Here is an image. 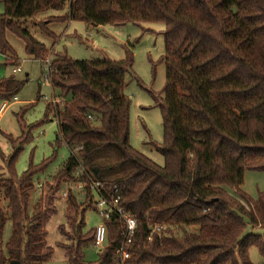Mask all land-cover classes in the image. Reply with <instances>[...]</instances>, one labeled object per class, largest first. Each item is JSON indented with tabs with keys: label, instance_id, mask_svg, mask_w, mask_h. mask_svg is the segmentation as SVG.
<instances>
[{
	"label": "trees",
	"instance_id": "trees-1",
	"mask_svg": "<svg viewBox=\"0 0 264 264\" xmlns=\"http://www.w3.org/2000/svg\"><path fill=\"white\" fill-rule=\"evenodd\" d=\"M0 3V53L11 64L18 52L10 37L23 44L29 59L44 62L52 48L34 32L54 47L60 34L53 27L66 29L78 21L95 27L162 24L166 66L160 104L164 141L152 143L165 161L159 166L130 143L132 101L125 90L128 76L133 77L131 47L123 61L55 56L52 85L64 101L63 139L58 134L57 144L78 152L60 171L53 195L31 209L34 179L55 157L31 164L19 178L16 163L32 135L24 125L19 138L7 136L13 154L4 158L9 178L0 179V264H44L52 259L46 223L57 214L53 202L61 185L86 180L78 177L80 165L107 195L117 190L121 205L137 219L128 264H252L251 245L264 258V235L246 233L248 226L264 230V193L253 201L241 194L248 207L229 194V189L239 192L247 171H264V0ZM22 86L14 79L0 82V101H12ZM51 110L48 106L45 121ZM86 194L88 205L68 199L75 216L69 217L72 235H64L72 243L62 247L67 264H85L84 250L94 243L96 229L83 233L86 212L97 211L92 193ZM8 221L12 233L4 243ZM153 225L165 230L149 242ZM106 227L107 248L95 264H114L121 241L123 227L117 218Z\"/></svg>",
	"mask_w": 264,
	"mask_h": 264
},
{
	"label": "rangeland",
	"instance_id": "rangeland-1",
	"mask_svg": "<svg viewBox=\"0 0 264 264\" xmlns=\"http://www.w3.org/2000/svg\"><path fill=\"white\" fill-rule=\"evenodd\" d=\"M3 12L4 5L0 3V15ZM64 28V26L53 27L57 34L63 32L54 47L40 33L34 32L37 34L36 38L49 49L54 48L53 55L50 51L46 59L49 56L54 59L57 54L65 53L71 59L79 61H123L126 59V48L131 47L135 61L133 77L128 76V86L125 90V95L132 101L130 143L134 149L156 164L164 166L163 156L156 152L152 146V143L161 145L164 141L160 109L166 84V66L162 60L165 55L164 26L162 24H126L95 27L85 22L72 21L66 29ZM10 39L16 46L19 61H16V65L11 64L7 57L0 53V82L14 79L23 86L15 96L18 103L11 106L0 120V179L9 178L5 159L13 154L12 144L7 136L19 138L24 125L29 128L27 134L31 133L32 139L24 146L18 158L15 167L17 176L22 177L31 164L39 166L44 161L55 157L47 171L38 174L34 179L36 190L32 195L30 205L32 209L38 201L44 200L47 195H53L51 189L56 188V178L70 159L71 153L65 144H57L58 125L53 119L54 106L50 101L53 98L62 100L60 91L45 79V64L42 61L29 59L25 54L23 44L14 37H10ZM18 67L21 68V72L14 73L13 70ZM3 103L0 101V108ZM63 104L64 101L59 106L60 110H62ZM48 106L52 110L49 120L45 121ZM33 125L37 126L31 130L30 127ZM71 183H63L60 191L56 196L54 195L57 200L53 202V207L57 214L51 216L46 223L48 231L46 242L48 247L54 249V255L44 264H67L62 247L72 245L64 235L65 233L72 235L69 217L75 216V209L69 208L67 204L69 197H74L78 205L84 203L88 205L86 193L69 191ZM40 185L42 188H39ZM261 193H264V171H247L244 185L239 192L229 189V194L247 207L248 203L242 199L241 194L253 201L257 200ZM0 197L2 198L1 194ZM93 198L97 200L94 194ZM2 205L6 209L4 202ZM85 223L86 227L83 233L88 235L90 230L96 229L101 223L98 212L92 209L88 210L85 214ZM192 231L194 230L192 229ZM11 233L12 224L8 221L4 229V243L10 240ZM246 233L264 235V230L248 226ZM84 253L85 264H95L99 261L100 251L92 244L84 250ZM248 258L252 264H264V258L255 245L249 247Z\"/></svg>",
	"mask_w": 264,
	"mask_h": 264
},
{
	"label": "built area",
	"instance_id": "built-area-1",
	"mask_svg": "<svg viewBox=\"0 0 264 264\" xmlns=\"http://www.w3.org/2000/svg\"><path fill=\"white\" fill-rule=\"evenodd\" d=\"M54 48L51 50V54ZM53 55V54H52ZM46 66V76L45 79L52 85V64L53 58L49 56L44 62ZM14 73L21 72V68H15L13 70ZM53 104V119L56 121L58 125V134L61 139H63L62 134L60 132V113L61 110L59 106L62 105L63 101L60 99L53 98L50 101ZM7 103H4L0 108V119L3 113L8 109ZM69 149V148H68ZM71 156L76 157V153L78 150L69 149ZM84 176L85 181H77L72 182L69 187V191L72 192H82L86 193L89 190L92 195H96L97 200H94V205L97 208V212L100 216L101 223L96 227L95 239L93 246L98 249L100 252L104 251L107 248V227L106 223L111 221L112 218H117L123 227V231L121 233V241L120 244L116 247L115 250V258L114 264H128V261L131 259V253L129 251L133 239L135 238L137 232V219L128 213L125 208L121 205V198L118 195L117 190L110 196L107 195L103 189V185L100 182L95 181L87 171L80 165L78 177ZM39 188H42L40 185ZM76 196V195H74ZM165 227L163 225H153L150 226V235L149 242L153 240L155 235L162 236Z\"/></svg>",
	"mask_w": 264,
	"mask_h": 264
},
{
	"label": "crops",
	"instance_id": "crops-1",
	"mask_svg": "<svg viewBox=\"0 0 264 264\" xmlns=\"http://www.w3.org/2000/svg\"><path fill=\"white\" fill-rule=\"evenodd\" d=\"M62 33H63V32H62ZM62 33H61V34H62ZM61 34H60V35H61ZM18 61H19V60H17V62H18ZM15 65H16V64H15ZM4 103H7V105L9 106V107H8V109H9L11 106H13L14 104L18 103V101H16V98H15V99L13 100V102L10 103V104H8V102H4ZM4 103H3V104H4ZM3 104H2V105H3ZM1 107H2V106H1ZM8 109L3 113L2 117H3L4 114L8 111ZM2 117H1V118H2ZM0 120H1V119H0Z\"/></svg>",
	"mask_w": 264,
	"mask_h": 264
}]
</instances>
